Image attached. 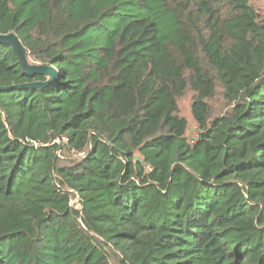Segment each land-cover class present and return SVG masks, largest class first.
Masks as SVG:
<instances>
[{"label":"trees","instance_id":"obj_1","mask_svg":"<svg viewBox=\"0 0 264 264\" xmlns=\"http://www.w3.org/2000/svg\"><path fill=\"white\" fill-rule=\"evenodd\" d=\"M9 33L57 77L0 91V264H264L251 0H0ZM45 81L0 43V88Z\"/></svg>","mask_w":264,"mask_h":264},{"label":"water","instance_id":"obj_2","mask_svg":"<svg viewBox=\"0 0 264 264\" xmlns=\"http://www.w3.org/2000/svg\"><path fill=\"white\" fill-rule=\"evenodd\" d=\"M0 43H4L9 45L14 53L17 56L18 63L20 66V69L22 73L26 74L27 76H34V75H42L46 77V81L44 83L41 82H34L31 84H24L20 86H15V87H9V88H0V91H4L7 89H13V88H41L43 86H47L52 84L56 77H57V71L48 65H39V64H33L29 63L27 60V53L18 38L16 37L15 34L9 33L6 35H0ZM60 147L62 144L59 142Z\"/></svg>","mask_w":264,"mask_h":264},{"label":"rangeland","instance_id":"obj_3","mask_svg":"<svg viewBox=\"0 0 264 264\" xmlns=\"http://www.w3.org/2000/svg\"><path fill=\"white\" fill-rule=\"evenodd\" d=\"M252 4L254 5L257 12L260 13V15L264 16V0H251ZM191 94L188 92L185 94V96L179 101V109L180 114L183 116L187 122H188V133H191V131H196L197 128L195 123L192 121L191 113H190V104H191ZM212 113L214 115L222 112L225 108L223 102L221 101L220 97H218L215 101L212 102ZM76 200L73 202L75 203Z\"/></svg>","mask_w":264,"mask_h":264},{"label":"built area","instance_id":"obj_4","mask_svg":"<svg viewBox=\"0 0 264 264\" xmlns=\"http://www.w3.org/2000/svg\"><path fill=\"white\" fill-rule=\"evenodd\" d=\"M191 137H192V140H196V138H197V132L196 131H191Z\"/></svg>","mask_w":264,"mask_h":264}]
</instances>
